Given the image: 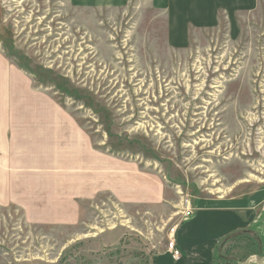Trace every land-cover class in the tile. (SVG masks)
<instances>
[{"label": "rangeland", "instance_id": "rangeland-1", "mask_svg": "<svg viewBox=\"0 0 264 264\" xmlns=\"http://www.w3.org/2000/svg\"><path fill=\"white\" fill-rule=\"evenodd\" d=\"M103 6L0 0V150L9 148L0 157V264H153L183 223V198L192 208L264 193V7L237 16L236 40L222 16L173 50L164 16L144 1ZM49 118L75 123L95 155L140 170L166 200L144 206L101 192L79 210L71 200L46 208L54 187L42 183L34 196L23 178L30 168L37 177L39 161L20 156L26 148L39 159L37 122ZM20 123L30 125L25 142ZM72 211L78 222L66 223ZM253 241H223L240 257L229 264H264Z\"/></svg>", "mask_w": 264, "mask_h": 264}, {"label": "crops", "instance_id": "crops-1", "mask_svg": "<svg viewBox=\"0 0 264 264\" xmlns=\"http://www.w3.org/2000/svg\"><path fill=\"white\" fill-rule=\"evenodd\" d=\"M144 1L157 15L164 16L166 27V45L170 49H188L192 42V32L195 30L211 31L218 28L222 16L228 22L229 37L238 39L241 31L237 16L241 13H253L264 7V0H141ZM72 6H86L90 3L102 4L103 7L123 9L130 0H68ZM44 110L46 107L44 105ZM39 125V159L23 151L26 163L31 167L38 160L40 166L34 168L36 172L31 177L30 171L23 178L29 186H35L34 196L38 185L42 183L54 187L52 195L48 196L46 208L70 201L71 208L78 207L79 201L89 199L97 193L106 192L115 200H130L135 204L144 206L157 205L165 200L164 187L149 181L143 173L136 168H127L122 162H112L107 157L95 155L89 146L86 134L75 123L68 120L49 118L37 122ZM9 128V125H2ZM14 127L22 129L20 135L23 141L30 136V125L20 123ZM28 129V131H27ZM65 129V131H64ZM1 131V130H0ZM27 131V132H26ZM52 135L53 137H48ZM6 139V131L2 132ZM55 139L58 142H52ZM53 144V145H52ZM53 146L52 148H49ZM7 146L1 147L0 157L9 158L5 152ZM51 150V151H50ZM61 152L62 155L55 160L49 154L43 158V152ZM42 161H44L43 164ZM43 174V175H42ZM21 176V175H20ZM63 183L70 185L67 191ZM1 188L3 185L0 186ZM24 193L31 197L32 191ZM69 194V195H68ZM3 195H0V198ZM69 197V198H67ZM71 198V199H70ZM34 203L35 197L30 198ZM78 200V201H77ZM3 200H0V206ZM54 202V203H53ZM153 206V205H152ZM150 207V206H149ZM192 215L178 225L176 231V245L181 256L173 260L166 250L153 256V264H229L240 257L230 255L229 245L223 246L222 242H232L237 238H258L259 245L264 254V193L249 197L227 198L224 201L203 202L192 206ZM66 223L78 222L73 211ZM61 218H64L61 217ZM48 220L46 218H43ZM37 220H41L38 218ZM42 220V221H45ZM52 224L53 221H45ZM64 223V222H63ZM54 224V223H53ZM221 242L224 259L216 251ZM225 245V244H224ZM233 248V247H232ZM216 253V254H215ZM235 256V258H234ZM252 256V255H251ZM242 257V255H241Z\"/></svg>", "mask_w": 264, "mask_h": 264}, {"label": "built area", "instance_id": "built-area-1", "mask_svg": "<svg viewBox=\"0 0 264 264\" xmlns=\"http://www.w3.org/2000/svg\"><path fill=\"white\" fill-rule=\"evenodd\" d=\"M181 208H182L181 215H183L184 219H187L192 215L193 211L191 209L190 201L188 199H184V198L182 199ZM177 227L178 225L175 224L173 225V227L169 229V232L167 234L168 239L166 242L167 251L171 254V257L173 260H178L181 256L180 250L177 248V245H176Z\"/></svg>", "mask_w": 264, "mask_h": 264}, {"label": "trees", "instance_id": "trees-1", "mask_svg": "<svg viewBox=\"0 0 264 264\" xmlns=\"http://www.w3.org/2000/svg\"><path fill=\"white\" fill-rule=\"evenodd\" d=\"M252 247H253L252 250L254 251L255 254H257L258 256L262 255V250L260 248L259 239L258 238H256V237L254 238Z\"/></svg>", "mask_w": 264, "mask_h": 264}, {"label": "water", "instance_id": "water-1", "mask_svg": "<svg viewBox=\"0 0 264 264\" xmlns=\"http://www.w3.org/2000/svg\"><path fill=\"white\" fill-rule=\"evenodd\" d=\"M242 264H249L248 262H244V263H242Z\"/></svg>", "mask_w": 264, "mask_h": 264}]
</instances>
